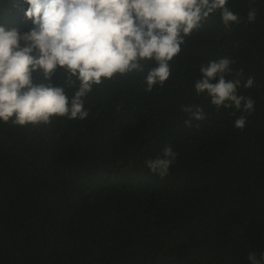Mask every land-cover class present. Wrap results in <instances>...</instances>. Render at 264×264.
Returning <instances> with one entry per match:
<instances>
[{"label": "trees", "instance_id": "1", "mask_svg": "<svg viewBox=\"0 0 264 264\" xmlns=\"http://www.w3.org/2000/svg\"><path fill=\"white\" fill-rule=\"evenodd\" d=\"M28 7L0 0V26L29 32ZM227 7L240 22L226 28L219 11L203 20L163 86L145 91L156 65L144 61L94 85L82 120L0 121V264H250L249 253L264 254V0ZM220 58L233 61L226 79L241 80L251 114L195 91L201 65ZM33 81L69 98L80 86L59 68ZM190 105L205 118L185 113ZM165 146L177 157L161 178L145 162Z\"/></svg>", "mask_w": 264, "mask_h": 264}, {"label": "clouds", "instance_id": "2", "mask_svg": "<svg viewBox=\"0 0 264 264\" xmlns=\"http://www.w3.org/2000/svg\"><path fill=\"white\" fill-rule=\"evenodd\" d=\"M25 16L34 27L21 34L0 26V121L27 126L49 123L53 117L70 120L88 116L83 98L94 85L141 68V62L154 61L145 77L146 92L163 86L171 71L170 62L181 52L185 37L202 21L219 11L224 26L240 22L227 7L228 0H25ZM255 11L248 20H255ZM229 58L201 65V78L194 84L197 94H206L219 110L241 109L251 114L254 100L238 95L241 80L226 79L232 72ZM64 69L79 81V89L69 98L63 87L34 83L40 71L51 80L57 69ZM242 72V70H241ZM249 77L244 87H251ZM183 111L203 120L199 105ZM246 117L235 121L245 126ZM190 126V121H185ZM177 153L165 146L162 154L146 160V167L161 178L168 175ZM250 264H262L249 253Z\"/></svg>", "mask_w": 264, "mask_h": 264}]
</instances>
